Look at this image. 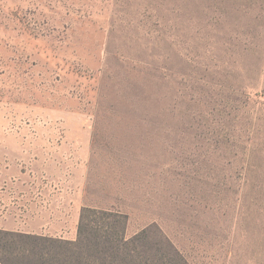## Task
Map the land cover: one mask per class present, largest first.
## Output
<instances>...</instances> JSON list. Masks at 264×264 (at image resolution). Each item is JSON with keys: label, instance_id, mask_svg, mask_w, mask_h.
Here are the masks:
<instances>
[{"label": "rangeland", "instance_id": "1", "mask_svg": "<svg viewBox=\"0 0 264 264\" xmlns=\"http://www.w3.org/2000/svg\"><path fill=\"white\" fill-rule=\"evenodd\" d=\"M0 136L90 143L62 196L128 238L264 264V0H0Z\"/></svg>", "mask_w": 264, "mask_h": 264}, {"label": "crops", "instance_id": "2", "mask_svg": "<svg viewBox=\"0 0 264 264\" xmlns=\"http://www.w3.org/2000/svg\"><path fill=\"white\" fill-rule=\"evenodd\" d=\"M89 152L90 143L85 147L74 136H0V192L11 218L0 230L75 241L82 199L66 200L62 193L78 191L74 176L68 188L69 173L79 171L82 186Z\"/></svg>", "mask_w": 264, "mask_h": 264}, {"label": "trees", "instance_id": "3", "mask_svg": "<svg viewBox=\"0 0 264 264\" xmlns=\"http://www.w3.org/2000/svg\"><path fill=\"white\" fill-rule=\"evenodd\" d=\"M128 221L85 207L75 241L0 230V264H189L157 226L128 238Z\"/></svg>", "mask_w": 264, "mask_h": 264}]
</instances>
